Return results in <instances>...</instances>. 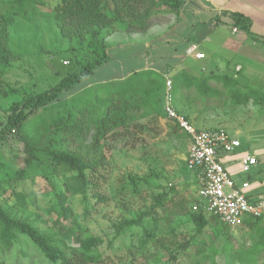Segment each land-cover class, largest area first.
I'll list each match as a JSON object with an SVG mask.
<instances>
[{
    "label": "rangeland",
    "instance_id": "rangeland-1",
    "mask_svg": "<svg viewBox=\"0 0 264 264\" xmlns=\"http://www.w3.org/2000/svg\"><path fill=\"white\" fill-rule=\"evenodd\" d=\"M198 1L201 5L206 3V0ZM60 2L61 0H35L33 6L35 14L30 18L13 15L15 26L9 28L11 66L5 72L0 69V123L5 120L12 104L18 102L25 92L44 91L58 83L67 73L78 71L74 54L70 50L72 43L61 37L59 29L47 16V13ZM7 9L8 5H3L0 13L6 12ZM210 14L201 13L199 18L205 19ZM191 16V12L184 15V23L180 27L184 33L187 31ZM175 22V14H156L151 18L152 32L163 35L168 32L166 29L175 25ZM227 26L224 31L215 33V40L217 38L221 41L224 38L237 39L244 34L239 31L237 34L230 35V24L227 23ZM175 30L173 34L180 33L179 28ZM132 38L134 36H128V33L124 31L106 35L102 42L103 47L101 44L97 45V51L102 54L104 49L105 54L111 57L110 62L96 70L93 75L83 79L75 92L74 97L89 98L93 101L96 93L94 89L99 87L101 92L98 96L101 100L97 105L98 114H101L106 106L105 100L114 98V95L106 97L105 87L102 89L100 86L116 84L118 80L115 79L131 69L142 68L147 64L157 67L164 63L162 62L164 59L166 60V54L162 48L156 49L152 46L148 53L153 62H146L143 49L129 44ZM141 39L140 36L135 38L137 42ZM179 50L177 49L176 53ZM199 51H203L202 53L206 55L205 47L198 49ZM158 53L162 60H156L155 54ZM209 56L212 54L210 53ZM77 57L85 61L95 56L82 51ZM231 62V65L240 62L245 68L252 69L248 73L252 74L250 76L253 79H248L249 86H243L242 91H249L252 85L256 89V94L255 98L251 99L264 100V62L246 65L238 56L231 58ZM199 64L208 65L209 71L214 67L213 64H209V60L193 61L190 63L192 68L189 71H200ZM182 70L186 69L178 66L171 71L170 75ZM243 75L246 76V72L240 74V76ZM229 76L232 75L229 74ZM194 77L200 84L206 79L209 87L207 77H202L200 74ZM100 80L111 82L104 85L93 84ZM240 80L242 83L243 79ZM222 83L215 82L219 90L217 94H200L194 87L189 91L182 89L179 93L178 88L174 86L172 92L174 107H179L182 102L190 120L198 129H217L219 127L215 125L216 118L221 117L227 103L228 106L234 103L230 101L233 96L229 91L224 93ZM211 86L214 85L211 84ZM69 100L70 97L61 105H53L45 111L38 112L26 125L29 127L36 118H42L48 122L58 112L66 111V106L62 105L68 106ZM247 113L251 112L247 111ZM259 115L264 116V106L259 110ZM137 124L143 125V129H130L131 134L126 135L123 140L114 143L111 141L112 149L104 151L107 164L103 170L98 171L97 188L99 196L104 200L98 202L96 199L91 197L86 199L81 195L69 198L70 207L83 233L102 240L95 253L102 256L107 264H196L203 255L208 253L207 248H212L216 251L215 263L226 264L222 249L229 244L232 251L238 249L242 251L239 255L242 262L235 264H263L264 247L259 244L255 230L248 226L242 225L233 230H224L221 224L209 220L202 231L197 233L189 217L184 216L170 217L171 223L167 222V218L161 217L162 219L159 218L154 229L152 217L155 215L152 212L161 216L158 209L153 210L154 196L166 192L171 197L173 193L170 189L171 185H174L176 190V195H172L174 200L176 202L183 200L191 206L198 198L200 184L194 172L188 170L185 165L188 142L180 131L174 133L173 122L164 116H155L140 120ZM39 126H42L41 122ZM24 157L23 145L16 139L11 138L7 142L0 143V206L12 219L30 223L40 232L52 231V222L56 220L58 214L56 194L64 191L71 179V174L59 172L56 175H48V179H45L43 174L46 170L35 166L28 170L23 180H8L10 173L23 168ZM5 165L9 166L11 171H5ZM151 173L157 174V177L149 178ZM132 178L136 179L135 184L131 181ZM145 178L147 182H143ZM167 208L173 209V204L168 203ZM143 214L141 226L122 227L117 233L116 229L123 220H136ZM259 226L264 227V221L261 220ZM151 230L154 232L150 241L145 250L140 251L137 247L138 240L146 237V232ZM67 242L71 243L70 240ZM184 242H189L185 254L178 256L173 262L169 261V256L162 246L173 249L177 244ZM251 250L252 252L249 253ZM0 262L3 264H50L29 240L22 236L17 238V242L10 250L0 252Z\"/></svg>",
    "mask_w": 264,
    "mask_h": 264
},
{
    "label": "trees",
    "instance_id": "trees-1",
    "mask_svg": "<svg viewBox=\"0 0 264 264\" xmlns=\"http://www.w3.org/2000/svg\"><path fill=\"white\" fill-rule=\"evenodd\" d=\"M34 2L35 0H0V9L3 5H8L6 12L0 13V69L3 72L11 66L9 28L15 26L13 15L30 18L35 14ZM181 9V0H61L60 4L47 13L49 20L59 29L61 37L72 43L70 50L74 54L78 71L67 73L58 83L44 91L25 92L18 102L13 103L5 120L0 123V143L13 138L20 142L24 149L23 168L10 173L8 180H23L28 170L35 166L46 170L43 174L45 179H48V175H56L59 172L70 173L71 179L64 191L56 194L58 214L52 222V231L40 232L30 223L12 219L0 206V252L10 250L17 238L22 236L28 239L50 264H107L102 256L95 253L102 240L83 233L72 212L69 198L81 195L98 202L104 200L97 191L98 171L103 170L107 164L104 151L112 149L111 141L114 143L123 140L126 135L131 134L130 129H143V125L137 124L138 121L155 116L165 117L162 106L164 77L157 70L138 68L130 70L128 76L118 79L116 84L100 86L102 89L105 87L106 97L114 95V98L105 100L106 106L101 114H98L97 107L101 100L98 96L101 92L99 87L94 89L96 93L93 101L74 95L83 79L110 62L111 57L105 54L104 49L102 54L97 51V45L101 44L103 47L102 42L106 35L116 31L143 34L151 27V18L154 15L178 14ZM222 15L229 19L228 24L249 34L250 23L245 17L226 12ZM220 23L221 19L214 16L207 23L199 24L200 28L197 30L195 25L196 27L191 29L188 42L202 40ZM82 51L95 57L81 61L77 55ZM170 79L173 88L176 86L178 90L189 91L194 87L200 94H217V91L207 86L206 79L200 84L194 76L183 70L170 75ZM235 83L233 79H223L224 87L229 88ZM229 93L235 99L242 97L244 103L249 98H255L252 93L244 96L234 94L232 90ZM69 97L68 106L62 105L66 106V111L58 112L48 122L36 118L29 127L26 125L38 112L53 105H61ZM180 98L182 99L181 94ZM175 110L192 123L182 102ZM39 122L42 126H39ZM39 129L41 131H38ZM178 131L175 125L174 133ZM5 166V171H9V166ZM151 177H157V174L151 173L149 178ZM131 181L136 183L135 178ZM143 182H147L146 178ZM174 188L175 186L171 185L172 195H176ZM172 195L169 197L165 192L153 197V210L156 208L161 213V216H158L152 212L155 215L152 217L154 229L161 217L167 218V222L171 223V218L187 216L197 233L202 231L209 220L221 224L213 216H207L200 210L193 211L192 207L197 201L190 206L183 200L176 202ZM168 203L173 204V209L167 208ZM143 216L144 214L136 220H123L116 229L117 233L122 227L141 226ZM261 220L262 218L245 220L243 224L255 230L259 244L264 247V227L259 226ZM221 225L224 230H230ZM153 232L154 230L146 232L147 236L138 240L137 247L140 251L145 250ZM68 240L71 243H68ZM188 246L189 242H184L177 244L173 249L164 246L162 248L166 250L169 261L173 262L178 256L185 254ZM207 251L196 264H216V251L212 248H207ZM222 251L226 264L242 262L239 256L241 249L232 251V247L226 244ZM251 252L252 250L249 253Z\"/></svg>",
    "mask_w": 264,
    "mask_h": 264
},
{
    "label": "crops",
    "instance_id": "crops-1",
    "mask_svg": "<svg viewBox=\"0 0 264 264\" xmlns=\"http://www.w3.org/2000/svg\"><path fill=\"white\" fill-rule=\"evenodd\" d=\"M181 1L182 9L178 14H175V25L170 29H166V31H168L167 33L163 35L154 34L152 32L153 28L150 27L147 32L143 34H128V36H134L129 44L134 47L140 46L143 49L146 62H153V60L149 58L150 55L148 53V50H150L152 46L156 49L162 48L166 54V60L164 59L162 61L164 63L160 66L153 67L147 64V66L142 68L157 70L162 75L168 74L170 77V73L173 69L178 66H183V68L186 69L183 71L188 75L197 76L200 74L202 77L209 78V87L217 92H219V90L215 82L219 81L222 83L223 79L227 78L235 80L236 83L229 88L224 87L225 94L232 90L234 94L236 93L240 96H244L247 93L255 95L256 89L252 85L249 91H242L243 86H249L248 79H253V77L250 76L252 74L248 73L249 70L252 69L249 67L245 68L240 62L231 65V58L238 56L246 65H250V63L253 62H264V0H206V3L203 5H201V2L198 0ZM189 12L192 14L191 21L187 26V31L184 33L180 30V27L184 23V15ZM224 12L240 14L249 20V34L242 31L244 34L237 39L224 38L221 41L220 38H217L215 40V33L221 30L224 31V28L228 27L227 23H230L229 19L222 15ZM201 13L211 14L201 20L199 18ZM214 16H218L221 19V23L213 27L211 32L202 40L189 43L188 38L191 29L196 26V30L199 29V24L207 23ZM230 27V35L237 34L241 31L232 25H230ZM177 28H179L180 33L173 34ZM234 29L236 30L235 32L233 31ZM117 32H113V35ZM137 36L142 38L140 42L135 40ZM192 45L197 46L198 49L205 47L206 55H204V59L197 60L193 56L186 55V50ZM177 49L179 52L176 53ZM202 52L203 51H201V53ZM210 53L212 56H209ZM165 54H162V56H165ZM155 56L156 60H162L160 59L161 55H159V53L155 54ZM205 60H209V64H213L212 66H214L210 71L206 64H199L200 71L198 72L189 71L192 68L190 63L193 61L200 62ZM231 67L233 69L232 71ZM129 71L118 76L115 80L124 79L128 76ZM206 71L208 73H205ZM245 72L246 76H240V74H244ZM229 74L232 76L230 77ZM240 79H243L242 83ZM109 82L111 81L100 80L93 84L99 85ZM211 84L214 86H211ZM181 90L182 89L179 91L181 92ZM231 100L234 102L233 104L231 103L233 106L231 104V106H228V103L224 106L221 117L216 118L215 125L221 129H225L232 138L238 140L240 147L231 155L221 154L220 159L236 188L248 199L256 201L264 197V116L259 115V110L264 106V100H258V102H256L249 98L245 103L242 102V97L236 99L231 98L230 101ZM247 111L251 113L248 114ZM245 156H251L256 159V164L251 167L248 173L242 172L239 161L241 157ZM245 184L246 186H244ZM262 221H264V217ZM243 226L247 225L243 224Z\"/></svg>",
    "mask_w": 264,
    "mask_h": 264
},
{
    "label": "built area",
    "instance_id": "built-area-1",
    "mask_svg": "<svg viewBox=\"0 0 264 264\" xmlns=\"http://www.w3.org/2000/svg\"><path fill=\"white\" fill-rule=\"evenodd\" d=\"M186 55L197 60L204 59V54L198 52L195 45L186 50ZM163 77L162 106L165 118L173 122L187 139L185 165L194 172L200 184L197 202L192 210H200L207 216L215 217L229 229L239 228L245 220L263 218L264 197L256 201L248 199L236 188L220 159L221 154H233L240 147L239 141L232 138L225 129H196L178 114L174 107L172 81L168 74ZM239 161L243 173H248L256 164V159L251 156L241 157Z\"/></svg>",
    "mask_w": 264,
    "mask_h": 264
}]
</instances>
